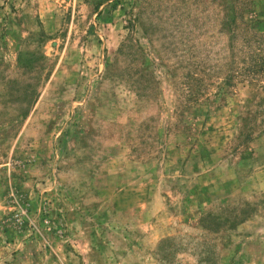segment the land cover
<instances>
[{"label":"rangeland","instance_id":"1","mask_svg":"<svg viewBox=\"0 0 264 264\" xmlns=\"http://www.w3.org/2000/svg\"><path fill=\"white\" fill-rule=\"evenodd\" d=\"M0 264H264V0H0Z\"/></svg>","mask_w":264,"mask_h":264}]
</instances>
